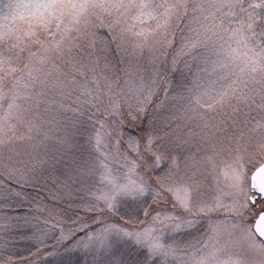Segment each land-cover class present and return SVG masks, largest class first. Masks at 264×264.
Masks as SVG:
<instances>
[{
    "label": "snow or ice",
    "instance_id": "6c2138e0",
    "mask_svg": "<svg viewBox=\"0 0 264 264\" xmlns=\"http://www.w3.org/2000/svg\"><path fill=\"white\" fill-rule=\"evenodd\" d=\"M0 264H264V0H0Z\"/></svg>",
    "mask_w": 264,
    "mask_h": 264
},
{
    "label": "rangeland",
    "instance_id": "374dc122",
    "mask_svg": "<svg viewBox=\"0 0 264 264\" xmlns=\"http://www.w3.org/2000/svg\"><path fill=\"white\" fill-rule=\"evenodd\" d=\"M34 244H35V241H31V240H16V241H13V244L10 250L12 252H15L20 257H25L28 260L36 261L37 260L36 256L28 255L29 252L33 251ZM35 247H39V245H35ZM45 250L46 249L40 250L39 257L41 260L47 259L43 256V252Z\"/></svg>",
    "mask_w": 264,
    "mask_h": 264
}]
</instances>
